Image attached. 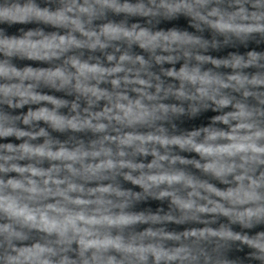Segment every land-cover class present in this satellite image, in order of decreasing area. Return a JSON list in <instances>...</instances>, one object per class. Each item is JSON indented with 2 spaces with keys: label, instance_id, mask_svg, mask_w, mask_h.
<instances>
[{
  "label": "clouds",
  "instance_id": "1",
  "mask_svg": "<svg viewBox=\"0 0 264 264\" xmlns=\"http://www.w3.org/2000/svg\"><path fill=\"white\" fill-rule=\"evenodd\" d=\"M0 264H264V0H0Z\"/></svg>",
  "mask_w": 264,
  "mask_h": 264
}]
</instances>
